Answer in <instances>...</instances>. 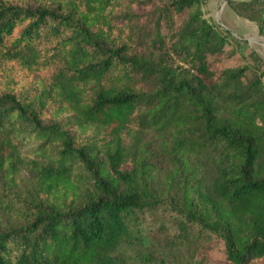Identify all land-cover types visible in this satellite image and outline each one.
Here are the masks:
<instances>
[{"label": "trees", "instance_id": "16d2710c", "mask_svg": "<svg viewBox=\"0 0 264 264\" xmlns=\"http://www.w3.org/2000/svg\"><path fill=\"white\" fill-rule=\"evenodd\" d=\"M207 1L0 0V61L44 80L0 93V264H129L160 205L176 264L264 263V61Z\"/></svg>", "mask_w": 264, "mask_h": 264}, {"label": "rangeland", "instance_id": "374dc122", "mask_svg": "<svg viewBox=\"0 0 264 264\" xmlns=\"http://www.w3.org/2000/svg\"><path fill=\"white\" fill-rule=\"evenodd\" d=\"M21 1L34 2V0ZM222 1L208 0L203 7L205 15L216 20L224 28L230 29L233 36L238 39V42L234 44L240 54L249 57L253 50L264 61V43H262L264 36L258 33L257 25L245 18L238 17L228 2L221 4ZM43 81V78L28 73L13 61H0V93L11 90L31 100L43 86ZM262 83L264 89V77ZM2 104L0 103V109H3ZM58 107L59 105L53 104L46 108L43 113L44 118L46 120H64L69 112L64 109L59 110ZM26 176L25 172H21L17 178L18 186L12 190L23 191ZM4 185L3 179H0V193L3 191ZM174 217V212L170 211L166 205H160L154 211L139 212V233L142 245H139L138 248L133 246L126 249L129 264H176L179 262L181 253L174 251L167 240L168 234L174 231ZM0 223H4V221L2 220ZM208 255L210 264H225L224 256L220 250L213 249Z\"/></svg>", "mask_w": 264, "mask_h": 264}, {"label": "water", "instance_id": "95a60500", "mask_svg": "<svg viewBox=\"0 0 264 264\" xmlns=\"http://www.w3.org/2000/svg\"><path fill=\"white\" fill-rule=\"evenodd\" d=\"M228 0H223L222 2H221V4H223V3H225V2H227ZM262 43H264V42H262Z\"/></svg>", "mask_w": 264, "mask_h": 264}]
</instances>
